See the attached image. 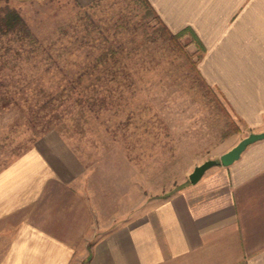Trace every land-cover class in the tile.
I'll use <instances>...</instances> for the list:
<instances>
[{
    "label": "rangeland",
    "instance_id": "obj_1",
    "mask_svg": "<svg viewBox=\"0 0 264 264\" xmlns=\"http://www.w3.org/2000/svg\"><path fill=\"white\" fill-rule=\"evenodd\" d=\"M0 5L16 8L38 38L64 40V53L78 49L72 42L78 37L88 40L80 49L89 53L112 42L131 55L126 65L133 78L125 97L98 116L89 114L81 130L69 120L35 142L24 112L0 110V171L38 145L60 178L41 201L0 221V258L24 218L44 221L74 244L77 258L110 229L172 196L196 165L219 159L239 139L242 123L200 77L198 45L189 34L178 42L165 38L144 0Z\"/></svg>",
    "mask_w": 264,
    "mask_h": 264
},
{
    "label": "crops",
    "instance_id": "obj_2",
    "mask_svg": "<svg viewBox=\"0 0 264 264\" xmlns=\"http://www.w3.org/2000/svg\"><path fill=\"white\" fill-rule=\"evenodd\" d=\"M149 2L172 32L197 37L198 70L243 125L230 148L263 131L264 0ZM37 146L0 171V221L60 181ZM79 257L44 221L24 218L0 264H264V138L110 229Z\"/></svg>",
    "mask_w": 264,
    "mask_h": 264
},
{
    "label": "trees",
    "instance_id": "obj_3",
    "mask_svg": "<svg viewBox=\"0 0 264 264\" xmlns=\"http://www.w3.org/2000/svg\"><path fill=\"white\" fill-rule=\"evenodd\" d=\"M144 1L160 25L158 30L178 42L186 31L172 32L149 0ZM192 39L198 45L194 33ZM62 42L38 38L16 8L0 5V110L24 112L33 142L69 120L81 130L89 114L98 116L107 105L115 106L125 97L124 88L133 85L126 65L131 55L121 54L112 42L107 40L106 49L89 53L80 49L88 40L78 37L72 41L78 49L69 54L60 49L68 48Z\"/></svg>",
    "mask_w": 264,
    "mask_h": 264
},
{
    "label": "water",
    "instance_id": "obj_4",
    "mask_svg": "<svg viewBox=\"0 0 264 264\" xmlns=\"http://www.w3.org/2000/svg\"><path fill=\"white\" fill-rule=\"evenodd\" d=\"M264 138V130L260 132L251 131L243 137L237 144H235L232 148L224 152L220 155L219 159H207L202 163L196 165L192 172L189 174L190 182L196 183L203 176L205 171L210 167L217 165L219 163L223 165H228L232 163L234 160L238 159L244 149L251 143L261 140Z\"/></svg>",
    "mask_w": 264,
    "mask_h": 264
}]
</instances>
